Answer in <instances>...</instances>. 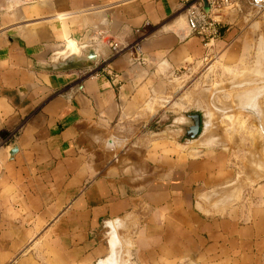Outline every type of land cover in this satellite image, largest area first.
Listing matches in <instances>:
<instances>
[{"label":"crops","instance_id":"1","mask_svg":"<svg viewBox=\"0 0 264 264\" xmlns=\"http://www.w3.org/2000/svg\"><path fill=\"white\" fill-rule=\"evenodd\" d=\"M186 10L185 0H0V134L10 136L0 148V264H98L110 252L105 225L129 227L147 210L173 257L205 248L213 264H264V182L235 178L231 152L166 132L132 144L130 162L99 157L126 145L128 120L165 95L172 72L210 51L236 58L253 37L236 0L213 14L220 36L209 48ZM147 22L145 63L129 49L113 54L112 40L132 44ZM75 46L81 58L54 65ZM232 185L241 201L201 210L205 194L229 202Z\"/></svg>","mask_w":264,"mask_h":264},{"label":"rangeland","instance_id":"2","mask_svg":"<svg viewBox=\"0 0 264 264\" xmlns=\"http://www.w3.org/2000/svg\"><path fill=\"white\" fill-rule=\"evenodd\" d=\"M236 1L241 6L242 14L247 17V29H251L253 33V37L247 40L246 49L241 50V54L236 58L210 51L203 62L172 72V82L165 95L147 103L144 117L135 123L133 119L128 120L122 133L116 134L125 138L126 145L98 151L100 158L108 157L107 164L113 166L121 162H130V156L135 153L132 144L136 145L140 142L141 146L138 149L145 148L152 140L163 137L164 133L161 132L164 130L172 136L186 138L181 131L182 122L185 120L184 113L197 112L202 115L206 125L192 144L215 146L231 152L235 163V178H240L241 181L252 180L259 185L264 182V114L258 121L248 113L237 110L236 107L240 92L264 84V80L252 82L254 78L259 77L256 70L264 69V6L255 7L251 4V0ZM255 20L259 21L256 25L258 27H254ZM258 103L264 111V94ZM216 106L221 112H227L232 117L229 119L225 114L216 111L214 108ZM155 132L161 134H154ZM210 139L218 142L213 143ZM246 181L245 184H248L249 182ZM227 188L235 187L232 185ZM227 191L228 189H225V192ZM241 191L240 186L239 189L236 187L235 195L229 202V197L228 200L220 201L228 202L224 207L222 205L216 207L219 198L205 194L208 203L205 202L203 207L202 205L199 207L206 213L211 207L212 210H226L230 205L241 201ZM143 213L140 217L131 215L128 219L129 227L125 223L116 227L120 239L117 247L118 255L119 259L123 258L125 264H213L209 257H205V248L201 256L195 257L186 254L189 247H178V255L173 257L174 249L169 247V240L164 239L163 230L155 231V223L149 219L150 212L147 210ZM112 231V223L110 226L106 224L103 228L102 238L109 241L110 245ZM155 232L158 240L156 247H154ZM120 236L130 238L132 246L130 241L123 240ZM160 242L166 245L159 244ZM110 248L109 254L99 262L109 257L112 251ZM155 249L159 251V255L153 253Z\"/></svg>","mask_w":264,"mask_h":264},{"label":"built area","instance_id":"3","mask_svg":"<svg viewBox=\"0 0 264 264\" xmlns=\"http://www.w3.org/2000/svg\"><path fill=\"white\" fill-rule=\"evenodd\" d=\"M187 2L186 20L190 34H197L203 38L204 44L209 47L220 36V22L213 16L216 12L231 6L234 0H185ZM251 4L260 8L264 6V0H251ZM149 26L147 22L143 27L136 29L137 38L130 45H123L112 40L110 47L114 55H119L128 49L134 55V59L145 63L143 57V41L147 33L144 29ZM106 69V67H105ZM10 136L0 134V148L8 145Z\"/></svg>","mask_w":264,"mask_h":264},{"label":"bare ground","instance_id":"4","mask_svg":"<svg viewBox=\"0 0 264 264\" xmlns=\"http://www.w3.org/2000/svg\"><path fill=\"white\" fill-rule=\"evenodd\" d=\"M256 73L259 75V77L254 78L253 81L251 80L252 82L264 80V69H257ZM263 94H264V84L263 85H256L255 87H251V88H248V89L240 92L238 94V101H237V106H236L238 108L237 110L240 109L242 112L244 111V112H246V114L248 113L249 115H251V117L253 116V118H255V119H257L259 121L260 120V116H262L264 114V111L262 110V108L260 107V105L258 103L260 97ZM214 108H215L216 111L221 112L217 106L214 107ZM221 109H223V108H221ZM223 110H225V109H223ZM221 113H223V115L225 114V117H227L229 119L232 117L231 114H228L227 112H221ZM161 133H164V132L162 131ZM204 136H202V137H204ZM214 137H216V136H214ZM211 141H213V143H214L216 140L215 141L211 140ZM216 142H218V141H216ZM222 196H223V194H222ZM220 199L221 198L219 197L218 200H220ZM222 200H223V198H222ZM117 224H115V221H114V223H112L113 231L111 232V234H112V236H111L112 237V239H111V248L112 249L110 248V250H112L111 254L106 259L101 260L98 264H125L124 261H123V258L119 259V255H118L119 251H118L117 247H118L120 239L118 238V235H117V232H116ZM119 248H121V247L119 246Z\"/></svg>","mask_w":264,"mask_h":264},{"label":"water","instance_id":"5","mask_svg":"<svg viewBox=\"0 0 264 264\" xmlns=\"http://www.w3.org/2000/svg\"><path fill=\"white\" fill-rule=\"evenodd\" d=\"M90 57L96 56L94 50L90 51ZM82 56V50L80 47L75 46L74 48H70L68 52L62 54V56L57 57L54 60V65L60 64L64 65L67 60L71 58L79 59ZM185 120L182 122V128L185 130V137L189 139H196L201 130L204 128L206 123L203 122V117L200 113L197 112H185L184 113ZM164 133L167 131L164 130ZM15 150H12L14 153Z\"/></svg>","mask_w":264,"mask_h":264},{"label":"flooded vegetation","instance_id":"6","mask_svg":"<svg viewBox=\"0 0 264 264\" xmlns=\"http://www.w3.org/2000/svg\"><path fill=\"white\" fill-rule=\"evenodd\" d=\"M181 131H182V134L185 135V130L182 129Z\"/></svg>","mask_w":264,"mask_h":264}]
</instances>
